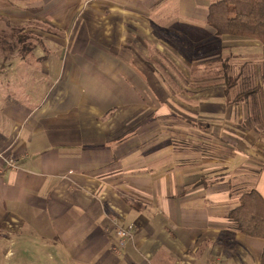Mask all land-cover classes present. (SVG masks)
Wrapping results in <instances>:
<instances>
[{
  "label": "crops",
  "instance_id": "crops-1",
  "mask_svg": "<svg viewBox=\"0 0 264 264\" xmlns=\"http://www.w3.org/2000/svg\"><path fill=\"white\" fill-rule=\"evenodd\" d=\"M215 1L5 0L31 33L0 52V264H264L229 218L264 198V99L187 55Z\"/></svg>",
  "mask_w": 264,
  "mask_h": 264
},
{
  "label": "trees",
  "instance_id": "trees-1",
  "mask_svg": "<svg viewBox=\"0 0 264 264\" xmlns=\"http://www.w3.org/2000/svg\"><path fill=\"white\" fill-rule=\"evenodd\" d=\"M208 9L207 23L213 29L208 37H218L214 39L217 42L223 35L250 38L264 46V0H217ZM228 67L225 65L224 80L225 95L229 98V90L237 85L240 77L227 75ZM244 80L246 88L237 93L236 101L245 100L262 90V85H253L252 76L244 77ZM229 218L242 233L264 238V198L256 189L241 194L240 203L231 210Z\"/></svg>",
  "mask_w": 264,
  "mask_h": 264
},
{
  "label": "rangeland",
  "instance_id": "rangeland-1",
  "mask_svg": "<svg viewBox=\"0 0 264 264\" xmlns=\"http://www.w3.org/2000/svg\"><path fill=\"white\" fill-rule=\"evenodd\" d=\"M204 0H197L199 4H203ZM195 2V1H194ZM192 2V3H194ZM5 5V0H0V52H3L2 48H6L7 39L15 40L19 35H26L31 33L30 30L20 31L21 28H19L16 25H13L12 23H9L8 20H6L5 17V9L2 10V8ZM33 9L39 8V7H33ZM177 19V17H176ZM200 29H203L202 23H199ZM208 27L209 24H208ZM206 28V27H205ZM211 28V27H210ZM208 29V28H207ZM213 31V30H212ZM196 34H200L203 38V35H206V42L202 43L203 46L200 50H198V47L196 50H194L192 53L191 51H188V56L190 57L189 60H194L198 56L196 54L204 55V58L199 59V63H204V69H205V78L207 79V89L206 93H213V91L218 92L219 89H216L217 82L219 81L222 84H224V73H225V65L229 66L227 68V75H230L232 77H240L238 78V83H240L241 86L239 89L232 90L230 93V98L232 100L235 99V94L241 92L246 88L244 77L248 78L252 76L253 81L255 80V85L257 82H260V85H262V82L264 84V53L260 51L255 50H249L245 47V44L249 42L250 40H244V38H219L221 39L219 42L215 41V37H208L209 31L206 30L205 32L202 31V33L199 30L194 31ZM22 33V34H21ZM30 35V34H29ZM168 38L171 37L169 34H164ZM175 37V36H174ZM218 39V37H216ZM176 45H181L182 41L174 40ZM224 43V44H222ZM222 45H227L225 49L222 47ZM237 47V48H235ZM261 48V47H259ZM252 49V48H251ZM1 55V53H0ZM2 62H5V60L0 59V64ZM193 66L197 65L198 63L193 62L191 63ZM224 65V66H223ZM196 67V66H195ZM224 67V68H223ZM197 77V76H196ZM201 78L202 75H199ZM219 79V80H218ZM238 86V87H239ZM210 87H215L213 90H208ZM235 93V94H234ZM263 89L257 94H254L250 96L248 99H255V101L263 100L262 96ZM249 111L253 115H263L264 116V105L261 104H254L251 107L248 108ZM261 112V113H260ZM251 119V124H253V120ZM262 119V117H261ZM248 123L246 122L243 126H247ZM261 128H264V118L262 119ZM264 131V129L262 130Z\"/></svg>",
  "mask_w": 264,
  "mask_h": 264
},
{
  "label": "built area",
  "instance_id": "built-area-1",
  "mask_svg": "<svg viewBox=\"0 0 264 264\" xmlns=\"http://www.w3.org/2000/svg\"><path fill=\"white\" fill-rule=\"evenodd\" d=\"M0 159L3 160L4 164L8 165L9 167H15V160L12 157H8L5 152L0 153ZM1 171V168H0ZM119 235L121 237L120 244L124 245L125 240L127 238H132L133 237V226L130 225L128 227H121L119 230Z\"/></svg>",
  "mask_w": 264,
  "mask_h": 264
}]
</instances>
